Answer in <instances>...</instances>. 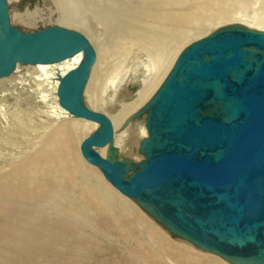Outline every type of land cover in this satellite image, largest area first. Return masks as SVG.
<instances>
[{"label":"bare ground","instance_id":"bare-ground-1","mask_svg":"<svg viewBox=\"0 0 264 264\" xmlns=\"http://www.w3.org/2000/svg\"><path fill=\"white\" fill-rule=\"evenodd\" d=\"M6 4L10 24L21 30L53 25L50 20L84 28L94 62L83 103L112 128L111 140L93 148L112 160L113 145L117 159L128 163L144 158L138 147L147 134L145 113L138 110L184 47L223 26L264 31V0ZM39 7L47 12L38 13ZM81 58L79 51L54 63L17 62L0 77V264H242L169 229L85 159L80 143L98 123L72 115L56 95L58 77ZM140 68L144 75L130 84ZM121 88L127 94L119 98Z\"/></svg>","mask_w":264,"mask_h":264},{"label":"water","instance_id":"water-1","mask_svg":"<svg viewBox=\"0 0 264 264\" xmlns=\"http://www.w3.org/2000/svg\"><path fill=\"white\" fill-rule=\"evenodd\" d=\"M82 51L58 77V103L98 126L80 143L85 159L127 197L196 245L242 264H264V31L220 27L184 47L138 110L140 162L105 159L109 119L83 89L94 51L79 31L53 24L24 31L0 0V77L17 62L54 63ZM111 155L113 145L108 146Z\"/></svg>","mask_w":264,"mask_h":264},{"label":"rangeland","instance_id":"rangeland-1","mask_svg":"<svg viewBox=\"0 0 264 264\" xmlns=\"http://www.w3.org/2000/svg\"><path fill=\"white\" fill-rule=\"evenodd\" d=\"M37 8V7H36ZM38 10V13H40L39 12V10H40V7H39V9H37ZM44 10V11H43ZM42 13H46L47 11H45V9H42V10H40ZM38 13H37V15H38ZM48 23H50V24H56V23H54V22H52L51 20L50 21H48ZM66 24V23H65ZM41 23L40 22H38V23H31L30 24V26L29 27H27V29H25V28H23L22 30H24V31H28V30H34V29H39L41 26ZM69 25V26H68ZM64 27H69V29H79L78 31L79 32H81L82 34L84 33V28H81V26L79 25V24H71L70 22H67V24L66 25H64ZM74 27V28H73ZM214 30H216V29H214ZM214 30H211L209 33H211V32H213ZM77 31V30H76ZM85 34V33H84ZM137 71V70H136ZM144 75V72H143V69L142 68H140V69H138V71L135 73V75H132L131 77H130V84H132L135 80H139L140 78H142V76ZM1 87V86H0ZM13 90V89H12ZM5 93H9L10 91L9 90H3ZM0 92H2V91H0ZM119 93H118V96H119V98H122V96L124 95V94H127L126 93V90L124 89V88H121V89H119V91H118ZM141 115V114H140ZM143 115V114H142ZM135 120V119H134ZM131 125H132V123H130L127 127H126V130H128L129 132L131 131ZM112 158L113 159H117L118 158V155L117 154H115V155H113L112 156ZM95 166V165H94ZM98 168V167H97ZM98 170H100L99 168H98ZM101 171V170H100ZM112 186V185H111ZM113 187V186H112ZM100 258V257H99ZM97 262H99V261H97ZM100 264V263H99Z\"/></svg>","mask_w":264,"mask_h":264}]
</instances>
